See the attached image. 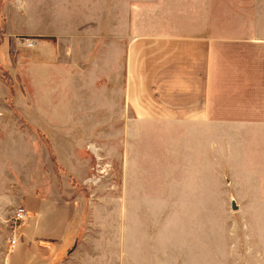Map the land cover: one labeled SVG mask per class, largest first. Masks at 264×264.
<instances>
[{"label":"crops","instance_id":"crops-1","mask_svg":"<svg viewBox=\"0 0 264 264\" xmlns=\"http://www.w3.org/2000/svg\"><path fill=\"white\" fill-rule=\"evenodd\" d=\"M68 4L80 18L62 44L32 41L31 93L0 82V227L29 212L14 245L0 231V264H200L217 153L228 171H264V0ZM90 140L122 167L106 202L81 185Z\"/></svg>","mask_w":264,"mask_h":264},{"label":"rangeland","instance_id":"rangeland-1","mask_svg":"<svg viewBox=\"0 0 264 264\" xmlns=\"http://www.w3.org/2000/svg\"><path fill=\"white\" fill-rule=\"evenodd\" d=\"M18 1L0 0V45H6L4 54L0 51V57L9 54L23 76L10 73L0 59V82L8 87L10 95L18 87L26 96L31 93L32 80L25 73L35 61L32 41L48 40L54 36L62 44V35L70 29L67 24L71 18H80V11L77 9L70 13L67 10L69 0ZM79 30L77 28L76 34ZM94 54L89 61L92 66ZM95 97L94 84L89 98ZM41 138L48 143L43 136ZM85 149L91 163L81 185L90 191L89 203L95 198L94 189H101L103 202H106L108 197L122 192L123 171L119 157L107 154L92 140ZM216 158L215 201L200 203V264H223L224 260V264H249L264 260V201H259L256 196L259 191L257 185L264 182L260 178L264 171H228L223 165V155L217 153ZM121 206L126 211V203L121 202ZM0 231L8 236L7 228L0 227Z\"/></svg>","mask_w":264,"mask_h":264},{"label":"built area","instance_id":"built-area-1","mask_svg":"<svg viewBox=\"0 0 264 264\" xmlns=\"http://www.w3.org/2000/svg\"><path fill=\"white\" fill-rule=\"evenodd\" d=\"M29 212L24 205H17L13 209L9 218L6 219V228L8 232V242L12 246L16 242L17 231L20 225L27 220Z\"/></svg>","mask_w":264,"mask_h":264},{"label":"bare ground","instance_id":"bare-ground-1","mask_svg":"<svg viewBox=\"0 0 264 264\" xmlns=\"http://www.w3.org/2000/svg\"><path fill=\"white\" fill-rule=\"evenodd\" d=\"M18 2H22L21 0H19Z\"/></svg>","mask_w":264,"mask_h":264}]
</instances>
